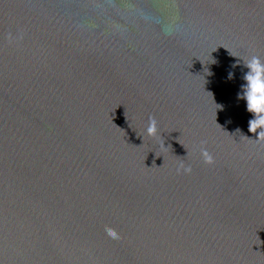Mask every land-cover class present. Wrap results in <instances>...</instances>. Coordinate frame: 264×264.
Masks as SVG:
<instances>
[{"label":"water","instance_id":"1","mask_svg":"<svg viewBox=\"0 0 264 264\" xmlns=\"http://www.w3.org/2000/svg\"><path fill=\"white\" fill-rule=\"evenodd\" d=\"M253 57L264 0H0V264H264Z\"/></svg>","mask_w":264,"mask_h":264},{"label":"clouds","instance_id":"2","mask_svg":"<svg viewBox=\"0 0 264 264\" xmlns=\"http://www.w3.org/2000/svg\"><path fill=\"white\" fill-rule=\"evenodd\" d=\"M246 65L250 71L244 77L247 84L244 86L243 97L247 100L248 111L255 114V118L249 122V131L257 133V129H261L257 133V138L260 139L264 138V64L258 58L253 57ZM231 75L229 73V78H231ZM149 119L148 134L155 135L157 132L156 120L152 117ZM202 154L206 162H212L213 158L207 150H204ZM186 171H191V169L188 168ZM105 231L110 238L119 239V234L115 229L106 227Z\"/></svg>","mask_w":264,"mask_h":264}]
</instances>
